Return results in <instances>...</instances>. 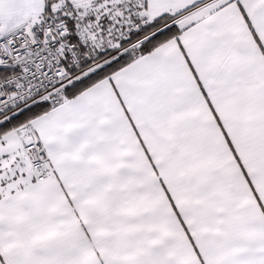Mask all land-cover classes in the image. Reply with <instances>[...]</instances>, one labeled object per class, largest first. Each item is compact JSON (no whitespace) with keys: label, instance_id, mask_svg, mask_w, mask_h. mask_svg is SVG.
<instances>
[{"label":"snow or ice","instance_id":"obj_1","mask_svg":"<svg viewBox=\"0 0 264 264\" xmlns=\"http://www.w3.org/2000/svg\"><path fill=\"white\" fill-rule=\"evenodd\" d=\"M0 264H264V0H0Z\"/></svg>","mask_w":264,"mask_h":264}]
</instances>
